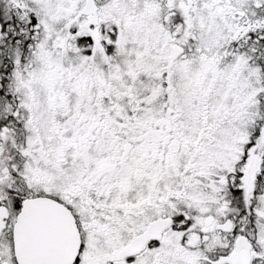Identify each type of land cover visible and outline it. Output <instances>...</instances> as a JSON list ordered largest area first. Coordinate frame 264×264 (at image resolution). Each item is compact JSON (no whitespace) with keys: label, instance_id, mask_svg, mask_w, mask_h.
I'll return each mask as SVG.
<instances>
[{"label":"snow or ice","instance_id":"obj_1","mask_svg":"<svg viewBox=\"0 0 264 264\" xmlns=\"http://www.w3.org/2000/svg\"><path fill=\"white\" fill-rule=\"evenodd\" d=\"M0 264H264V0H0Z\"/></svg>","mask_w":264,"mask_h":264}]
</instances>
